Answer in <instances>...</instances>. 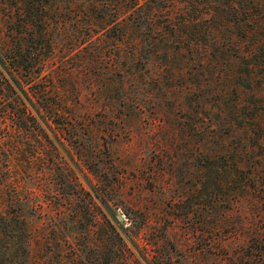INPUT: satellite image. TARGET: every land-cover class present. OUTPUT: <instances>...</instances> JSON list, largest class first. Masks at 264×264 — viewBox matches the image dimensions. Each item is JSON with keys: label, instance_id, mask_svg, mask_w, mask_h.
Listing matches in <instances>:
<instances>
[{"label": "rangeland", "instance_id": "1", "mask_svg": "<svg viewBox=\"0 0 264 264\" xmlns=\"http://www.w3.org/2000/svg\"><path fill=\"white\" fill-rule=\"evenodd\" d=\"M26 1L60 108L0 123V209L22 205L30 264L116 247L109 219L151 264H264V0Z\"/></svg>", "mask_w": 264, "mask_h": 264}, {"label": "trees", "instance_id": "2", "mask_svg": "<svg viewBox=\"0 0 264 264\" xmlns=\"http://www.w3.org/2000/svg\"><path fill=\"white\" fill-rule=\"evenodd\" d=\"M10 9L13 15L11 19L16 17L19 28L9 30L0 38V99L3 100L0 102V123L6 125L7 117L12 115L17 118L16 126L24 127L27 117L34 116L33 122L39 127L35 114L44 113L47 118L52 119L54 114L60 112L54 92L45 84H40L45 64V45H49L47 37L45 38L47 30L35 29L33 16L29 13L30 3L26 0H17ZM42 22L38 23V27L42 26ZM42 40L47 44H43ZM253 52H247L244 57H251ZM26 86L34 88L29 92ZM97 218V215H93L92 222H96ZM107 224L113 232L112 236L117 237L116 247L113 243L112 247L108 244L107 236L102 237L94 245L95 248L88 247L92 252L91 256L83 258L84 246L69 256L70 264H145V261L151 264L146 255L143 256V261L134 255L129 243L136 246L135 240L128 242L124 239L111 219ZM30 236V225L21 204L14 211L3 212L0 209V264H30ZM106 253L107 257L100 258Z\"/></svg>", "mask_w": 264, "mask_h": 264}]
</instances>
